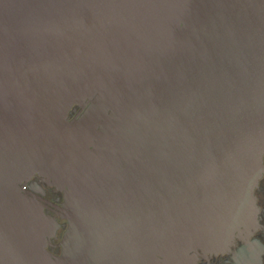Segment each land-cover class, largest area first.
Listing matches in <instances>:
<instances>
[{
    "label": "water",
    "instance_id": "water-1",
    "mask_svg": "<svg viewBox=\"0 0 264 264\" xmlns=\"http://www.w3.org/2000/svg\"><path fill=\"white\" fill-rule=\"evenodd\" d=\"M262 178L264 0H0V264L222 253Z\"/></svg>",
    "mask_w": 264,
    "mask_h": 264
},
{
    "label": "flooded vegetation",
    "instance_id": "flooded-vegetation-1",
    "mask_svg": "<svg viewBox=\"0 0 264 264\" xmlns=\"http://www.w3.org/2000/svg\"><path fill=\"white\" fill-rule=\"evenodd\" d=\"M23 192L34 196L42 205L43 213L53 218L58 227L45 249L52 255L60 254L59 245L66 222L57 215L61 204V193L47 185L42 178L34 176L23 187ZM258 206V227L247 238L236 237L229 249L222 253H206L200 250L189 255L184 264H264V178L259 181L254 191Z\"/></svg>",
    "mask_w": 264,
    "mask_h": 264
}]
</instances>
